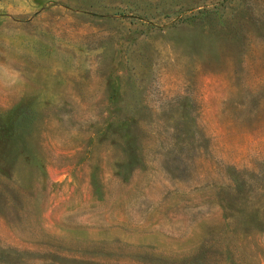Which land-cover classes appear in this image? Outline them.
Masks as SVG:
<instances>
[{"label": "rangeland", "instance_id": "rangeland-1", "mask_svg": "<svg viewBox=\"0 0 264 264\" xmlns=\"http://www.w3.org/2000/svg\"><path fill=\"white\" fill-rule=\"evenodd\" d=\"M0 264H264V0H0Z\"/></svg>", "mask_w": 264, "mask_h": 264}]
</instances>
